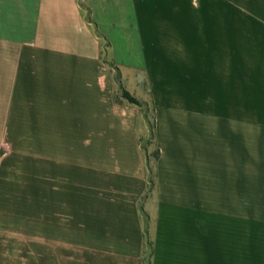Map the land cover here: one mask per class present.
Segmentation results:
<instances>
[{"label":"crops","instance_id":"obj_1","mask_svg":"<svg viewBox=\"0 0 264 264\" xmlns=\"http://www.w3.org/2000/svg\"><path fill=\"white\" fill-rule=\"evenodd\" d=\"M120 84L153 106V188ZM148 240L264 264V0H0V264H145Z\"/></svg>","mask_w":264,"mask_h":264},{"label":"trees","instance_id":"obj_2","mask_svg":"<svg viewBox=\"0 0 264 264\" xmlns=\"http://www.w3.org/2000/svg\"><path fill=\"white\" fill-rule=\"evenodd\" d=\"M88 11L87 18L90 21V16H89V10L86 8ZM119 71L117 69V78L119 80ZM121 85V84H120ZM122 89V98L126 99L128 102L137 105L140 108V111L142 113V118L147 124L149 128V133L147 136L140 135L139 141L141 144V147L146 155V162H147V168H148V174H149V185L150 187L155 186V175H156V166L158 159L160 157V150L156 144L155 141V118H154V112H153V106H152V112L151 115L149 114L147 106L144 105V102L141 100L137 99L133 95H131L127 90L121 86ZM154 144V149L151 151L150 150V144ZM152 241H147V249L144 252V257L145 258V264H151V256H152Z\"/></svg>","mask_w":264,"mask_h":264},{"label":"rangeland","instance_id":"obj_3","mask_svg":"<svg viewBox=\"0 0 264 264\" xmlns=\"http://www.w3.org/2000/svg\"><path fill=\"white\" fill-rule=\"evenodd\" d=\"M120 93V96H121V94H122V89H121V85H120V91H119ZM122 97V96H121ZM139 100H141V99H139ZM142 102H144V105L145 106H147V108H148V111H149V114L151 115V112H152V104H151V102L147 99H145V100H141ZM154 149V144L153 143H151L150 144V150L152 151Z\"/></svg>","mask_w":264,"mask_h":264}]
</instances>
